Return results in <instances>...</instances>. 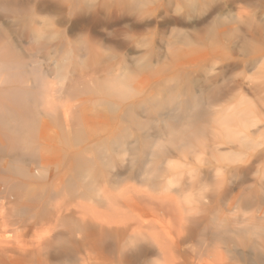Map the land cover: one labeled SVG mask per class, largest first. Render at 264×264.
Masks as SVG:
<instances>
[{"label": "rangeland", "instance_id": "374dc122", "mask_svg": "<svg viewBox=\"0 0 264 264\" xmlns=\"http://www.w3.org/2000/svg\"><path fill=\"white\" fill-rule=\"evenodd\" d=\"M45 2L41 15L43 24L45 23L41 26L42 34H45L44 46L40 49V60H37L39 63L35 60L37 63L33 64L42 70H39L41 75L44 74L40 76L38 73L43 77L41 79L44 84V100L40 109V116L43 115V118L40 120L38 116L35 122L44 126L42 149L45 151L41 154L38 152L37 128V133L34 131L32 136L31 144H35L31 151L37 149L38 154L34 155L38 158L42 155L39 160L36 157L32 159L36 161V167L44 166L41 167L42 170L39 167L35 169V164L32 168L46 171L43 172L46 176L40 172L37 175L39 179L43 176L46 178H42L43 185L31 170L26 171L31 173L28 176L17 173L21 178L13 173L0 172L2 179L9 178V181L6 178L0 179L4 184L8 181L5 187L0 183V191L2 187L7 190L9 185L12 189L16 182L22 186L26 183L24 187L31 190L28 189L29 193L18 185L20 190L11 192V197L16 192L17 195H24L22 192H25L26 197L27 193L29 197L36 198L37 202L39 200L38 203L33 202L36 203L34 205L39 204L40 209H52L56 206L55 203L58 205L64 199L68 203L74 201L71 202L72 205L95 208L94 193L98 190L102 196L109 197L114 187L111 185L112 181H109L117 172L122 175L132 172L137 174L141 169V175L152 166H157L161 180L170 173V162L172 168L177 167L178 173H181L182 185L179 186L185 191L182 190V196H191L196 202L202 194L212 196L217 189L220 191L217 190L218 196L223 195L224 191L225 195L229 194L226 195L227 198L217 200L220 201L218 204L214 201L210 205L200 198V202L198 200V204H194L195 207L192 204L191 207L188 206V209H193L191 213L196 209L190 213L195 219L190 215L189 217L199 221L198 235L203 238L214 235L213 241L218 240V243L211 241L214 245L212 247L210 239L206 242V238L204 241L200 238L202 236H197L199 238L196 242L204 243L203 247L216 248L211 249L210 254V248L199 246V249L198 243H195L194 249L190 248L191 245L188 247L192 249L188 250L189 255L194 251L195 255L191 253L192 256L197 255L201 257L202 263L211 264L213 259H218L219 251L228 258L230 251L252 254L254 246L255 253L261 258L260 264H264V0ZM70 5L74 7L72 11H69ZM32 13L33 15L26 17L27 27L31 28L33 35H30V30L27 31L30 40L35 38L34 35L40 28L36 25L37 17ZM33 43L32 47L25 45V50L29 47L27 51L31 49L34 52ZM186 86H190L195 96L202 98L200 100L204 112L201 128L204 131L197 138L194 137V140L192 137L189 143L172 149L167 142L173 133H169L164 127L174 108L171 103L166 102L174 90H182ZM107 87L112 90L109 89L108 92ZM241 121L246 122L244 128ZM256 131L259 132L258 135H253ZM260 131H263L262 134ZM159 143L169 147V155L155 160L152 154ZM135 158L139 159L142 166L139 170V165L132 164ZM108 163L118 166V169L114 165L113 168L108 166ZM215 167L216 171H212ZM39 173L42 177H39ZM205 173L211 175L203 178ZM7 174L9 176H5ZM140 175L133 182L123 183L125 187L122 184L120 188L133 185L137 191L139 188L143 189H140L141 192L147 191L141 184L143 177ZM11 177L15 179V183L10 181ZM37 186L41 191L45 186L43 192L48 188L47 193L45 192L47 196ZM120 188H113L116 195L117 191H123ZM55 191L54 197L59 199L58 202L52 201ZM164 192L159 190L160 197H163L161 200L168 201L172 198L169 196H174L168 201L169 204L175 202L171 205L184 213L186 206L182 207L183 197ZM155 193L153 196L158 195ZM215 193L213 196L216 200L218 196ZM231 193L234 205L230 203ZM44 194L46 199L41 200ZM23 195L17 198L23 200ZM17 198L13 201L18 203L11 201L10 205L7 204L10 206L9 210L24 203ZM27 198L25 203L32 204L29 200L31 198L28 200L32 203ZM221 200L225 203H221ZM41 201L47 202L43 204L46 208L43 207V202L40 204ZM4 202L3 200L1 203L5 204ZM48 203L51 204L50 207ZM0 209L2 210L1 206ZM1 210L0 213L4 211ZM197 211L201 212L195 213ZM132 216L134 215L129 218ZM202 219L203 222H200ZM64 229L66 230L63 227L62 231ZM25 238L28 242L29 238L30 242L33 241L31 234ZM25 238L21 240L26 242ZM159 238L166 242L164 234L159 233ZM202 249L212 255V260L207 253L205 258ZM200 250L203 251L202 256L199 255ZM213 252L216 253L215 257ZM193 257L192 260L197 258ZM233 263L239 264L235 259Z\"/></svg>", "mask_w": 264, "mask_h": 264}, {"label": "bare ground", "instance_id": "6f19581e", "mask_svg": "<svg viewBox=\"0 0 264 264\" xmlns=\"http://www.w3.org/2000/svg\"><path fill=\"white\" fill-rule=\"evenodd\" d=\"M45 3H46L45 0H0V172L2 173L3 172H6L8 174L13 173L14 175L15 174L17 175V173H19L20 175L28 176V173H30V171L28 173H26V171L31 170L34 172V173L31 172L33 176L36 175L35 178H38L37 176L38 172L42 174H44L43 172L46 173V171L44 170L43 172L41 171L42 170L41 167H44L43 165L38 166L39 167L38 168L36 167V161L35 162L32 161V159L35 158L38 154L36 152L37 149L35 151L33 150L31 151L33 145L35 144L34 142H32L34 143L32 145L31 140H32V136H34L33 133L35 134L34 131H36L37 133L36 128L39 129L37 134V143H36V145L38 144L39 147L38 152H40L41 154L43 153L42 151H45V149H42L43 148L42 144L44 143L43 139H45L44 138L45 134H43L45 130V129L43 130L44 126H42V123L35 122L36 121L35 118H37L38 116L39 119L41 118L40 120H42L43 118V115L42 117L40 116L42 113L40 109H41L42 100H44V96H43L44 84L42 82L43 79H41L43 77L40 76H43L44 74L41 75L40 71L42 70L36 67L35 65L33 66V64H36L38 62L37 60H40L39 53H41L42 51L40 49L41 46H44L43 42L45 39L44 37L45 34H42L43 28L41 29V26H44L45 23L43 24L44 19L42 18L41 15L43 14ZM70 6H69V11H72L74 7L73 6L70 7ZM32 12H34L35 16L37 17V18L35 17L37 19L36 25H38L40 28L37 29L36 35H34L35 38L34 39L31 38L33 40H30L29 34L27 36V31L30 30L29 31L30 35H32L31 34L32 32H31V28L27 27L28 26L27 18L29 17L30 14L33 15ZM32 19L33 18H31V20ZM30 41H32L31 43H33V41L36 42L32 44L34 52H32V50L30 49L32 53L30 51H29L30 53L27 51L29 47L27 50H25L26 48L24 47L25 45L29 44ZM31 43L29 44V46H31ZM26 62L29 63V65L31 64V66L27 65ZM37 65L40 66V64ZM28 66L32 68L29 69ZM38 73L40 76L38 75ZM200 99L202 98L195 96L190 86L188 87L186 86V88L182 90H174L171 93V96L169 97L168 101L167 102L165 101L166 103L168 102L171 103L174 108L172 110V113L168 115L169 121L166 123L167 126L165 124L164 127L169 133H173V135H171L172 137L169 138L167 142L170 148L174 149L178 147L177 145H181V144L183 145L189 143L192 137H193L192 140H194V137L197 138L196 136L198 134L201 135L200 133L201 131L203 133L204 130L202 129L203 128L202 117H203L204 109ZM263 120L260 122H263ZM226 123L227 120L225 121V125ZM240 123L244 128L246 122L241 121ZM36 124H39V127H36ZM262 125L264 126V124ZM257 127L259 128V126ZM262 128L260 127V129ZM253 129L256 128L253 127ZM256 132H257L256 134L254 133L252 134L258 135L259 132L258 131ZM262 132L263 131H260L261 134ZM159 144H157L156 147L157 150H155V152H153L152 154L154 155L155 160L159 159L161 156L163 157L164 155H169L168 154L169 147L162 146V145L166 146V144H162V145L161 143ZM136 150L137 149H133V151ZM34 153L36 156L34 155ZM137 154L139 155L138 152ZM41 156L42 155H40L39 158L36 157L38 158L37 160H39ZM133 161H134L132 162L133 165L135 163L136 166L137 165L140 166L138 168L139 170L142 167L139 163L140 162L139 159L136 160L135 158L133 159ZM136 162L139 164H137ZM33 164H35V169L41 168V170L40 171L34 170V168H32ZM168 164H169L168 165L169 169L171 171L167 177H164L161 180H159L160 176H158V174L160 173V169L157 166L154 167L152 166L148 172L142 173L141 175H140L141 169L137 174H134L133 172L129 173L128 168L127 169L129 174L122 175L120 172H117L116 174H114L113 176L114 178L109 181V182L112 181L111 185H114L113 187L114 190L115 188L116 189L118 188L117 190H119V188L123 183L126 182L129 183L130 181L133 182V180L139 177L140 175L143 177L141 184L145 186L144 189L146 188L147 191L141 192V190H143L141 188H139L137 191V189H135L133 185H130L125 189H123L122 187L123 191L121 192L117 191V195H116V192L113 191L112 186H110L112 188L111 195H113L114 192L115 196L110 195L109 197H107L108 196L107 195L105 197L102 196V194H100V192L97 190L93 196L95 202L94 204H96L95 208L89 206H83V205L82 206L81 205L77 206L75 204L72 205L71 202L74 203V201H71L72 197L69 196L71 197V199L70 198L68 199L71 201L70 203H68L69 201L64 202L67 199L60 200L62 201V203L64 202V204L59 202L61 204L58 203L57 205V203H55L56 204L55 207H53L52 209H47L46 207H44L43 204H47V202H50V200H52L51 199L52 193H51L50 194L51 198L50 196H48L50 200L48 201L46 200L47 201L46 203H44V201L40 202V204L43 202L42 205L46 209L43 208L40 209L41 207H38L39 204L34 205L36 204L35 202H37L36 201L37 199L36 198L33 199V197L31 198V196L29 197V194H27L29 193L30 189L29 188H28L29 190L25 189L24 186H26L25 185L26 183L23 182L24 186H22V184L19 185V183L16 184L17 182L16 183L14 182L15 179L11 177L12 179L10 181L11 182L13 181L16 184V185L14 184V187L11 186V188L13 187L16 189L13 188L10 189L9 187L10 183H9L8 184L9 190L6 187L8 191L5 190V188L3 189V187H2L3 190L1 189L0 191V203L3 200L5 201L4 202L5 204L1 203L0 206L2 210L3 209L4 211L6 210L5 212L4 211L1 212L4 213L3 215L0 213V216L2 215L0 217V264H204L200 259L201 257L199 258L196 255L197 257L196 258L194 256L195 255L194 251H191V253L192 254L194 253L193 256L196 258L195 260L191 259L193 256L190 253V255L192 256L191 257L189 255L190 251L188 252L190 248L193 247L195 248L196 245L195 246L193 245L195 243L196 244L198 243L196 242L197 239L199 238L197 236L200 235V234L198 235V229L200 224L198 223L199 221H197V219L191 220L190 218L192 217L191 214L196 209L194 208V211H192L191 213V210L193 209L192 208L188 209V206L191 207L190 205L191 204L194 205L200 198L201 200L206 201L210 205H213L212 202L214 201L217 202L218 204V202L220 201L217 200L223 197L227 198L229 194L228 195L226 194L227 195L226 196L224 191L223 195L218 196L216 193H218L217 190L219 191V189L217 190L215 189L216 190V193L214 192L215 196H218L216 200L214 199L213 196L214 193L211 194L212 196H206L204 195L205 194L204 193L202 194L201 197H199V199L197 198L198 200L196 199L197 200L196 202H194L195 199H193V197L182 196L183 194L181 193L184 190L181 189L182 186H179V184H181L180 181L181 173L180 172L178 173L177 167L172 168L173 165L170 162H168ZM38 165H40V163ZM113 165L114 164L108 163V166L112 168L115 166ZM117 167L116 169H118ZM212 171H216V167ZM233 171H236V169ZM229 172H231V170ZM40 173H39L40 175L39 177H42ZM8 174L5 176H9ZM209 174L210 173H205L203 178H208ZM27 176L25 177L29 179ZM29 176L31 177V175ZM51 176L52 175L50 174V177ZM1 177L2 176H0V179H2ZM19 177L21 178V176ZM5 178L6 177H3V179ZM42 178L40 179L38 178V179L41 180V183L43 184L44 182L42 181ZM7 179L9 181V178H6L5 180ZM47 179L49 180L48 177ZM8 181H6V183L4 184V182L0 180V183L2 182L1 184H4L3 186L5 187ZM52 182L54 183V181ZM12 183L11 185H13ZM46 183L49 182L47 181ZM53 183H51L50 186H52ZM18 185L19 188L22 187V189L24 188L26 191H28L26 193L27 197L31 198L29 200H31L32 202L33 200L35 202L33 203L30 202L28 198L25 196V192L20 191L24 193V195L23 194L17 195L18 193L16 192L17 194L14 193V195H12L13 197L16 195V197L14 198L23 195L25 198H27L28 202L32 204L25 203L26 202L25 198L23 200L17 198V200H21L24 203L20 202L21 204L16 205L14 207V210H12L11 208L10 209L12 210L11 213L9 210L10 208L9 203L11 201L12 202L15 201V200L13 201L14 198L11 197L12 194L11 192L19 191L20 189L17 188ZM124 185L125 184H123V186ZM45 186L44 187L42 186L43 188H41L43 191L45 190L44 189ZM38 189L40 190V187H38ZM122 189L120 188V190ZM47 190L49 189L47 188L46 191ZM159 190L165 191L166 193L164 192V194L167 195H175L177 197L182 196L184 205L182 204L181 205L182 207L186 206L185 207L186 209L184 208L183 210L184 213H182L181 211L179 212L178 210L180 209H176L174 208L175 206L173 207V205H171L175 202L169 204L170 202L169 200L174 198V196H169L172 197L171 199L169 198L168 200L169 202L167 201V199L161 200L163 197L162 198L160 197ZM32 191H35V189ZM43 191L41 192L42 193L46 192ZM155 192L158 193L160 198ZM167 192L170 194H168ZM32 193L35 194V192ZM154 193L157 195V196L155 195L156 197L153 196ZM206 193L208 194V191ZM41 194L40 197L43 195ZM45 194L41 200L46 199L47 194L46 196ZM55 194L56 191L53 192L54 199L52 201L58 202L59 199L56 200L54 197ZM240 194L244 195L242 193ZM231 195L232 197L229 198L230 203H232L231 205H234L235 201L233 198L234 197L233 193H231ZM161 196L163 195L161 194ZM248 199L246 201H248ZM16 202L14 203L16 204ZM206 202H203V204L204 203L206 204ZM222 202L223 201L221 200V203ZM12 204L13 203H11V205ZM51 204L54 205V203L52 202ZM197 204L198 202L196 203V205ZM50 205L48 203L49 207ZM6 207H8V209H6ZM204 210L205 209L202 210L203 213H205ZM199 212L201 211H197L195 213H199ZM128 213H130V215L132 214L134 215L131 217L132 219L129 218L130 215H128ZM126 216H128V218H126ZM194 217L195 216H193L192 218ZM201 221L203 222V219L200 220V222ZM201 225H203V223ZM63 227H65L66 230L64 229L62 231ZM60 228L62 229L60 230ZM159 233H162L166 236V239L163 238L164 241L166 242L160 241L162 237L161 239L159 238ZM30 234L34 239L32 238L31 240L33 241L30 242V238H29V242H30L29 243L25 237ZM213 237L212 236L211 238L205 237L206 242H209L207 239H210L209 243L210 246L212 245V247L214 245L211 244V241L213 243L214 242L218 243L217 242L218 240L216 238H215L216 240L213 241L214 239ZM215 237L221 239V237L217 235H215ZM24 238L26 242L24 240H21ZM200 238L201 240L205 239L203 238V236ZM203 244L204 243L199 241L197 245L198 248L201 249V247L199 246H202V248L208 247V246L203 247ZM207 244L208 243H206V245ZM190 245L191 247L188 248ZM210 246L208 247V249L210 248L209 251L211 254V249L214 250V248L216 247L211 248ZM252 248L254 249L252 251V254L250 253L245 254L244 252L236 253V251L234 252L230 251L228 253L230 254L228 258L224 257V255H221L222 253H219L220 251L217 252L218 251L217 248L215 249V251L219 254V255L217 254L219 257L216 255L218 258V259L215 258L216 260L215 259L212 260L211 259L213 258L211 257L212 255H210L208 252H205L204 249L202 250L204 251L203 255L207 253V255H209L210 257L209 258L207 256V258L213 261V263L211 264H234L233 263L234 259L235 262H238L239 264H260L261 258L257 255L258 253L257 254L255 253L254 246ZM199 249L196 248V250L198 251ZM202 250H200L201 253L199 252L200 256H202L201 255L203 252ZM213 254L215 257L216 253L213 252ZM205 258H206V254H205Z\"/></svg>", "mask_w": 264, "mask_h": 264}]
</instances>
